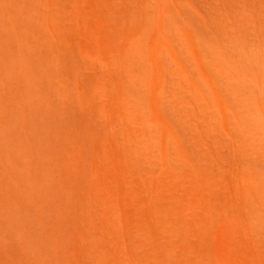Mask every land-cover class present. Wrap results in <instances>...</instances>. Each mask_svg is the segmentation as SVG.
I'll return each mask as SVG.
<instances>
[{"label": "bare ground", "instance_id": "6f19581e", "mask_svg": "<svg viewBox=\"0 0 264 264\" xmlns=\"http://www.w3.org/2000/svg\"><path fill=\"white\" fill-rule=\"evenodd\" d=\"M124 1L125 40L107 53L97 44L101 46L100 57L90 50L92 39L78 0H0V264H114L104 258V252L108 253L104 244L112 231L98 229L116 223L117 213L110 210L115 208L112 192L127 215L129 208L138 205L136 196L143 194L145 212L162 239L166 234L180 236L185 226L190 235L208 230L216 196L230 223L222 233L221 259L225 264H254L241 236L252 231L264 240V151L258 152L264 139V1L246 0L241 6L243 0H239V9L231 6L236 9L231 8L236 12L233 14L228 3L235 0H230L228 12L233 15L227 16L241 21L244 14L238 13L244 7L242 29L248 24L256 36H246L239 27H231L238 32L231 31L234 36L230 37L223 35V27L219 30L221 38L228 36L229 42L218 46L212 44L211 36L216 33L211 28L205 25L203 32L193 22V9H189L193 0ZM224 1L221 7L226 6ZM224 16L225 26L233 23ZM129 21L136 24L134 29ZM239 22L235 26H241ZM149 27L154 30L148 32ZM179 30L182 38L178 37ZM142 39L147 41L153 61L143 72L149 75L153 71L150 90L155 105L149 125L163 123L173 141L171 149L168 137L160 136L161 165L155 179L150 175L155 185L152 190L146 184L149 180L145 183L135 168L136 161L132 162L139 154L142 160L138 156L136 164L145 160L150 167L154 152L153 134L137 109L134 95L138 89L130 78L138 74L135 60L143 56L138 43L132 41ZM187 56L205 81L212 108L223 119L228 135L250 156L242 159L243 164L236 161L229 166L209 155L210 161L201 169L205 173L199 174V153L195 158L197 153L183 144L182 133L170 124L165 109L174 102L166 95L173 63L180 70V86L203 93ZM112 80L115 93L110 90ZM143 83L142 78L141 86ZM118 120L124 130L104 134L109 126L106 123L114 128L119 126ZM107 135L138 137L126 138L125 144L121 136L122 141H115L117 137L106 141ZM231 148H227L228 153ZM195 151L200 152L198 148ZM172 154L179 163H173ZM109 160H113L111 164ZM106 176L117 179L120 185L103 181ZM171 191L177 195L173 197ZM197 206L204 215L202 224L191 210ZM183 214L188 221L182 220ZM236 219L238 223L231 224ZM154 242L161 246L154 263L172 264L167 257L177 247ZM198 243L202 254L204 249Z\"/></svg>", "mask_w": 264, "mask_h": 264}, {"label": "rangeland", "instance_id": "374dc122", "mask_svg": "<svg viewBox=\"0 0 264 264\" xmlns=\"http://www.w3.org/2000/svg\"><path fill=\"white\" fill-rule=\"evenodd\" d=\"M194 1H195V3H194ZM223 1L224 0H193L192 1L193 3H191V1H190L189 9L191 7L193 9V10H191L193 22H196V24L199 25V27L201 28V30L203 32L205 30V25H207L209 28L212 29L213 32L216 33L214 36H211L212 40H213L212 44H214L215 46L222 44L225 40H227L229 42L228 38H226V37H228V36L231 37V35L233 37L234 35L231 34V33H233L231 31H237L236 29L238 27L240 28L239 32L241 31L240 32L241 34H243V32H244V34L247 36L249 33V34L253 35L255 38L256 33L254 32V34H253V30L250 31L248 29V26H247L248 24H246V26L244 27L245 28L244 30L248 29V32H246L242 29V27L245 25V23H244L245 18L244 17L246 16V13L244 12V10H245L244 7H242L243 8L242 13L241 14L238 13L239 14L238 16L244 14L243 16L240 17L241 21L240 20L236 21V19H237L236 17L233 18L234 19L233 20L232 17H234V16L228 17L230 12H234L233 14H236V12H235L236 9L235 8L233 9L231 6H233V4H234V6H236L239 0H235L236 2L234 1V3H232V4H230L232 2L230 0L224 1V2H226V3H224V6H225V4H226V6H228L227 3L230 1L228 3L230 5V12H228L229 6L226 9H224L226 6L221 7V6H223V4H222ZM245 1L246 0H243L242 3L239 2V4L241 3V6H243L246 3ZM259 1H261L263 3L264 0L263 1L259 0ZM156 2H157V0H156ZM241 6L237 5L236 8L239 9ZM77 7L84 14V19H85L84 22H85V25L88 27V31H89V34H90L91 39H92L91 41H89L90 50L94 55H98L101 57V55L98 52V49L100 50L102 45H103L102 47L104 49H106V53H107V52H110V51L115 49V48H113V46L114 45L117 46V42H119V44L124 42V40H125L124 39V25L127 22V20L125 18V13H124L125 9H126L124 0H78ZM231 8L235 11H231ZM238 12H239V10H238ZM226 13H228V16ZM233 14L231 13L230 15H233ZM224 15H226V16H224ZM222 16H224V19H226V17H227L226 21L232 20L233 23L234 22L235 23L233 24V23L229 22L230 24H232L231 26L229 23H227L229 25H227L225 23L226 24V26H225L223 23L225 20H223V22H222V19H223ZM220 18H221V21H218ZM238 19H239V17H238ZM246 19H247V17H246ZM239 21L242 23L241 26H238ZM131 23L132 22L129 23V26L131 29H134L136 24H134V23L131 24ZM217 23H218V25H217ZM236 23L238 25L235 26ZM220 26H222V27H220ZM218 27H219V29H218ZM231 27H236V29H232ZM221 28H223L225 30H222ZM227 28H228V31H227L228 33H226ZM152 29H153L152 27H149L148 32H151L154 30V29L153 30ZM220 29L222 32H224L223 35L224 34H227V35L229 34V35L226 36L225 38H221V36H223V35H221L222 32L219 31ZM179 31L181 32V30H179ZM229 31H230V33H229ZM237 32H234V33L237 35ZM178 37L182 38V32L181 33L178 32ZM251 37L252 36H250L249 38H251ZM114 41H115V44H114ZM227 41H225V42H227ZM136 43H138L137 45L142 49L143 56L140 57L139 59L135 60V62H136L135 67L138 69V74L135 76V78H132V77H130V78L132 81L133 80L135 81L137 89H138L136 95H134L135 100H137L136 101V105L138 106L137 109L140 111L141 115L145 118V120H146L148 126L151 128V132L153 134V136H151L153 138V141L151 140V142L152 143L154 142V145L153 144H151V145H153L154 152L151 154V155H153V157L150 155L152 158L151 162L153 163V164L149 163L150 167H149L147 161H145L144 159H143L144 163L141 161L142 158L139 156V154L137 155L136 159H138V156H139V158L141 159L140 160L141 163L137 165L136 163L138 160H136V159L135 160L132 159L133 160L132 162L136 161V162H134L135 168L136 169L139 168L138 172L139 173L141 172V175H142L145 183L149 180L146 184H148V186L151 187L150 190H152V188L155 189L153 178L155 179V177L157 176L159 169H160V165H161V162H160L161 158H159V157H161L160 156L161 155L160 154V148L162 146V140H161L160 136L168 137L167 139L169 141L170 147L172 146L173 141H172V138L169 137L170 135H168L164 131L163 126H162L163 123H158L159 128L157 126L149 125V122L152 118V110L154 109L152 107L155 105V103L153 102V95H152L151 90H150L151 82L153 81V75H152L153 71L150 70L151 72L149 71V75H147V74L143 75V72H145V69H146V67H144V66H148L150 68L151 65L153 64V61H152V59H150L151 57L148 55L149 54V45L147 44V41H145L144 39L138 40V41L137 40L132 41V44L136 45ZM97 44L101 45V46L98 47ZM186 58H187V60H189L188 56ZM190 59H191V57H190ZM189 62H190V60H189ZM190 69L191 70L194 69V70H192V73L194 74V77L196 78V82H197L198 87H200V89L203 91V93H201L202 96L198 92H195V93L191 92L189 90V88H187V90L186 89L184 90V87H186V86H184V87L180 86L179 81H178V79H179L178 76L180 74V70L177 68L176 64L173 63L170 70L168 71L167 80L169 78L170 79L168 80V90H167L166 95L168 97V100L172 99L175 103L174 102L169 103V107H167L165 109L166 113L167 114L169 113V116H170L169 118L171 119L170 124L175 126V128L179 129V131L182 133L180 135V139L183 142V144L184 145L187 144L185 146H187L188 149L192 150V152H194L193 153L194 155L197 153L196 156H194V157L196 158L197 156L200 155L199 157H201V158L197 157L198 161L196 160L197 165L200 164L199 167H200L201 173H199V174L205 173L201 169L205 166V164L207 165V162L210 161L211 157L214 158V161H216L218 163H222V164L226 163V165H229V166L230 165H236L235 164L236 161H237V164H243L242 161L244 162L245 160H242V159H245V157H247L248 154L247 155L244 154L246 152L245 149H241L242 147H240V149H239L240 145L236 146L238 143H236V141H234L228 135V132H227L228 129L225 127L223 119L217 113L216 109L212 108L213 101L211 100V94H210V92H209V90L205 84V81L203 80L202 77H200L199 72L195 68L192 60L190 62ZM142 78H143L144 83L141 86ZM111 85L114 87L110 86V90H111V92L115 93L116 89H115V84L113 83V80H112ZM111 88L113 89V91ZM174 88H176V89H174ZM174 90H176V91H174ZM135 92L136 91L134 90V93ZM180 92H182V94ZM185 95H187V97ZM197 96L199 98H197ZM187 98H188V100L186 101L185 99H187ZM203 98L208 101L209 107H206L207 105H206L205 101L203 100ZM189 99H191V100L189 101ZM171 104L172 105L176 104V107L172 108ZM196 105H197V107H196ZM185 106H186V108H185ZM207 108L208 109L210 108L209 111L213 112L214 115L217 114L218 116L215 115L213 117V113L210 114ZM176 113H177V115H175ZM118 123H119V126L117 124V126H113L114 128H111L112 125H110V123L107 122L106 125L107 124L109 125L108 126L109 129L107 128L106 131L104 132V134H108L110 132H117L118 134H120L124 130L123 129L124 124H121L122 122L120 120H118ZM183 123H184V126H183ZM262 123H263L262 124V133L264 134V122H262ZM120 130H121V132H120ZM193 130H195V131H193ZM111 136H113V135H109V137L107 135V137H105V140L107 141L108 138H110V139L114 138V140H115V137H117L116 138L117 140H115V141H118V140H121L120 138L122 137L123 143H125V144L127 143L128 139L132 138L134 140V139H137V137H138L137 135L136 136L135 135H128V138L126 137V135H119V136H121L120 138L118 135H114V137H111ZM126 138H127V140H126ZM262 142L264 143V139ZM262 142L259 143V144H261V146L259 147L260 149H258V152L261 149H262V151H264L263 150L264 144ZM228 143H229V146H227ZM234 143H236V144H234ZM121 145L123 146V144H121ZM221 145H223V148ZM226 146H227V148L232 147L230 149L231 153H228L229 151L227 152V150H229V149L225 148ZM197 148H198V151H200V152L195 151V150H197ZM171 149H172V147H171ZM203 149L205 151H203ZM235 150H237L238 152ZM242 150L245 152L243 153ZM212 151L214 152V155H211ZM222 151L224 152V154ZM209 152H210V154H209ZM226 152H227V155H226ZM198 153H199V155H198ZM156 154L158 155V157ZM236 154L238 157H235ZM242 154H244V155H242ZM262 154L264 155L263 152L261 153V155ZM154 155H156V160H155ZM224 155H225V159L222 158V157H224ZM207 156H209L210 158ZM226 156H228L230 160L227 159ZM109 157H110V159H113L114 156L108 155V159H109ZM132 157L135 158L136 155L134 156V154H132ZM171 157H172L173 163L174 162H175V164L179 163L177 161V156L175 154L174 155L172 154ZM248 158H250V156H248ZM200 159L203 161L201 162ZM110 161L112 162L113 160H109V162ZM230 161H232V162L230 163ZM111 162H110V164H111ZM203 162H204V164H203ZM146 167H147V170H146ZM143 168H144V170H143ZM152 168H154L153 169L154 171L152 170ZM140 169H142L143 172ZM156 169H157V171H156ZM150 175H152L153 178H151ZM109 177H107V176L104 177L103 181L108 182V183L111 182L112 185H118V186L120 185V184H118L119 181L117 179L113 178V179L109 180L108 179ZM151 180L153 181V183ZM115 193L116 192H112V194H111L113 201H115L114 202L115 208L110 209V210H112V211L114 210L115 212L114 211L113 212L115 215L117 213L116 223L113 226H111V225H109V226H106V225L103 226L102 225L101 227H98L99 225L97 226L98 229H100V230L102 229L104 231V230L110 229L112 231V234L108 235V240L104 244V245H106L105 251H108V253L104 252V255H105L104 258H106L107 261H111L114 264H127V263L128 264H156V263H154V259H155V256L160 255L158 250H159V247H161V246L157 247V244L154 242V240H155V241H157L163 245H165L167 242H169L172 245H174L175 247H177L175 249V251H171L173 253L169 257H167L169 262H171L172 264H199V262H201L200 264H204V263H206V264H225V262H223V260L221 259V256H220L221 252H222V233L225 230V228L230 226V223H228V221H227V218L229 216L225 215L226 214V212H225L226 210H224L225 207L223 206V204H219V199L216 196H213V198L216 200V202L213 204V209H212L214 216L210 218L211 222H209L208 230L203 231V232H201L199 230L198 232H195L194 234L190 235L188 232L187 226H185L184 232L180 236H176L174 234H166L165 237L162 239V237L159 234V229H157V226L150 220V216L145 212V209H144L145 196L143 194H138L136 196V201H137L138 205L131 207L132 209L129 208L128 209L129 211L127 210V212L129 214L127 215L125 208H123V210H122V208H120L118 206V203L116 202L118 196ZM171 194L173 195V197H175L177 195V193H174V191H171ZM186 199L189 200V198H186ZM174 201L176 202L175 199H174ZM206 202H209V201H206ZM180 205L182 206V204H180ZM101 210H102V208H101ZM191 210H193L194 213H196L198 215L199 220L202 224V221H204V215L201 213L202 208L197 206V207H193ZM181 216H182L183 221H188L187 217L184 214ZM230 219H232V218L230 217ZM233 222L231 224L236 225L235 223H238V220L237 219L233 220ZM235 227L236 226H234V228ZM247 230L245 229L246 233H247ZM119 232H120V234H119ZM243 232L244 231H242L240 235H242ZM248 232L252 233V231H248ZM251 233L250 234L247 233V236L243 234L241 236L243 239V241L241 243H243L244 247L247 249L248 255L253 259V261H255V262H253L254 264H264V240L260 239L255 233H252V235H251ZM125 236H126V238H125ZM196 236H197V238H196ZM145 237H146V239H144ZM241 237H239L240 241H241ZM122 241L124 244L122 243ZM198 242H200V244L202 245V249H204V253H202L203 255L200 252V248L197 246V244H199ZM189 251H190V253H186ZM122 253H124V254H122ZM143 256H145V257H143ZM115 259H116V261H114ZM202 259H203V261H200Z\"/></svg>", "mask_w": 264, "mask_h": 264}]
</instances>
